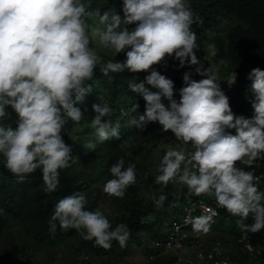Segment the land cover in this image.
Segmentation results:
<instances>
[{"label":"clouds","instance_id":"1","mask_svg":"<svg viewBox=\"0 0 264 264\" xmlns=\"http://www.w3.org/2000/svg\"><path fill=\"white\" fill-rule=\"evenodd\" d=\"M91 4L92 0H0V156L4 167L19 181L39 169L44 190L54 192L60 170L69 168L77 158L61 133L69 119L82 121L80 105L92 93L89 81L97 65L110 81L114 77L109 73L127 71L134 74L129 89L145 101L143 114L138 118L131 115L130 123L143 131L147 123L158 122L183 145L165 150L155 168L154 182L163 187L182 184L188 195L214 198L217 208L224 209L222 213L226 210L237 218L242 231L264 229V191L258 183L264 177V69L253 67L246 76L252 114H237L220 86L219 69L205 68L194 51L200 45L192 29L194 13L189 0H121L119 12H101ZM92 17H98L103 28L93 27ZM98 48L114 50L116 55L123 52L125 59L101 62ZM168 58L178 60L180 67L195 66L183 73L179 89L154 67ZM193 71L201 79H193ZM140 72L147 75L137 82ZM236 77L232 72L228 85ZM137 107L133 106L132 113ZM92 110L95 115L90 123L99 140H119L120 124L102 120L111 116L108 104L93 103ZM13 113L15 126L7 122ZM121 114L128 115L123 109ZM109 173L103 191L123 199L137 182L136 165H125L120 157ZM166 199L164 193L152 196L156 208ZM87 203L82 191L59 199L48 220L49 233L54 235L58 227L74 229L105 250L114 241L126 247L128 225L113 226L102 211L90 210ZM173 209L170 220L160 225V234L152 239L153 251L148 255L157 254L154 241L175 218L179 209ZM193 211L189 210L184 223L197 235L208 234L216 209L204 207L198 216ZM250 215L252 222L245 223ZM159 256H170L166 258L174 264L171 255Z\"/></svg>","mask_w":264,"mask_h":264},{"label":"trees","instance_id":"2","mask_svg":"<svg viewBox=\"0 0 264 264\" xmlns=\"http://www.w3.org/2000/svg\"><path fill=\"white\" fill-rule=\"evenodd\" d=\"M120 3L119 0H92L91 8H99L101 12L104 10L119 12ZM189 6L194 13L192 29L197 35V43L200 45V49L203 50L199 53V61L205 68L210 67V65L218 68L217 75L220 78L229 76V79L232 72L237 73L236 82L233 85L220 83V86L229 97L233 111L237 114L250 116L252 114L248 100V98L251 99V92L248 91L250 81L246 79V76L253 67L264 69V0H189ZM90 23L94 27L103 26L99 24L98 17L90 18ZM209 43L213 46L212 54L204 52ZM109 59H117L122 62L125 55L123 52L113 56L108 54L101 62ZM221 60L228 63L226 65L221 64ZM172 65H176L177 68L172 69ZM154 67L161 74L171 78L176 89L182 86L183 73L195 68V66L188 65L180 67L179 61L171 58H168L166 63ZM94 71V78L89 81L92 93H89L85 97L84 103L80 105L83 111L82 121L75 123L69 119L65 132L61 133L66 144L70 142L79 146L84 139L89 143L82 149L85 150L83 157L85 160H81L82 166H85L84 169L76 173L71 172L72 167L60 170L57 189L54 192H46L42 173L39 169L27 176L24 181H19L4 167L3 157L0 156V238L10 225H15L20 219H26L27 223L30 219L31 223L32 218H38L44 223L50 208L55 206L54 201L58 196L62 197L61 191L66 192L67 195L75 191H84L86 192L85 195L99 191V196H101L104 193L105 182L111 178L109 168L120 157L124 158L125 165L134 163L137 169V182L127 189L122 199V202L132 210L133 220L128 224L130 234L134 233L133 228L137 222L150 215L157 216L159 225L164 224L167 214L168 216L171 215L170 212L173 209L171 206L175 203L173 210L176 211V208L185 202L188 195L186 186L169 183L167 187H163L154 182L155 168L162 152L165 151L161 150V154H157L155 149L164 141L165 133L168 131H164L158 122L147 123L143 131L130 123L131 115L138 118L140 113L144 112L145 104L143 98L128 87V83L133 79L134 74L127 71L109 73V76L114 77L110 81L100 71L99 65ZM145 75H147L146 72L138 73L137 82L143 80ZM192 78L201 79L194 71ZM175 96L179 99L178 93H175ZM99 102L107 103L112 109L111 116L105 117L103 120L111 119L113 124H120L121 136L119 140L113 138L101 142L94 134L91 123H85L87 121L84 117L88 113L84 111L85 106L90 105L92 107L93 103ZM135 104L138 107L132 113ZM122 109L128 115H122ZM14 118L15 114L13 113L7 122L9 123ZM78 131L81 134H75ZM261 170L264 171V162H262ZM258 183L260 190L264 191V177ZM150 184L153 188V194L157 197L160 193L166 194L167 199L162 207H168L163 210L164 212L160 211L162 207H155L152 198L145 201L143 195L138 193L143 187L147 188ZM115 199L121 200L114 197L113 201ZM236 219L225 210L220 216L218 224L214 225L206 236V241L213 244L218 239L221 240L226 253L233 258L238 257L244 263L250 259V256L243 252L242 244L238 240L242 235H246L255 245L263 248L262 255L252 258L254 264H261L264 261V229L256 233L242 231L236 225ZM231 220H233V227H229ZM251 222L252 217L250 215L245 223L250 224ZM158 234H160V229L154 227L147 235L150 244H153L152 239ZM70 236L76 238L81 235L74 229L65 231L58 227L56 233L50 239L46 237L45 240L58 246L66 243ZM89 243L98 253L109 255V258L95 261L94 264H126L121 253L115 254L117 249L114 246L105 250L101 247H94L95 244L92 240H89ZM114 243L118 242L114 241ZM166 257L170 256L160 258V264H173V261Z\"/></svg>","mask_w":264,"mask_h":264},{"label":"rangeland","instance_id":"3","mask_svg":"<svg viewBox=\"0 0 264 264\" xmlns=\"http://www.w3.org/2000/svg\"><path fill=\"white\" fill-rule=\"evenodd\" d=\"M92 26L94 27V25ZM99 27L103 28V26ZM97 51L102 60H104L105 56L108 54L109 56H113L115 54L114 50L106 51L102 48H98ZM195 51L197 57H199V53L203 50L199 49ZM204 52L212 54V44L209 43L204 49ZM228 77L225 76V78H220L218 76V79L221 80L220 83H225V85H228ZM85 108L88 112L84 117L85 121H87L85 123H90L95 113L90 105H86ZM9 111L11 112V109H9ZM103 118L105 117H102V120ZM14 122L15 118L9 121V123L13 124V126ZM77 133L81 134L79 133V131L75 134ZM165 134L166 137L164 141L157 146V148L155 149V153L161 154V150H166L168 147H183L180 142L176 141V138L171 130H168V132H166ZM85 143L89 145V143L85 139L80 143L79 146L73 145V143L70 142L67 143L72 146V153L77 157L75 159V162H73L70 166L72 167V173H76L85 168V166H82L83 162H81V160H85L83 158L85 155V150H82L83 147H86ZM188 150L190 151V148ZM164 152H162V155L164 154ZM145 182L147 181L145 180ZM138 193L143 195L145 201H149L152 198L153 194L152 185L150 184V186H148L147 188L143 187L142 190H140ZM65 195H67L66 192L61 191V196L63 197ZM99 195V191H94L93 193L86 195L88 201L86 205L87 208H89L90 210L99 209L100 211H102L109 218L113 226L118 223H124L128 225L130 221L133 220L132 210L129 206L122 202V199H115V201H113L114 197H110L105 192L102 193L101 196ZM58 197L54 201V205L59 199L62 198L60 196ZM174 205L175 203L172 206ZM167 207H162L160 211H163ZM53 211L54 207L50 208L49 214L46 216L44 223L43 221H39L38 218H32L31 223L30 219H28L29 223H27L26 219H20L15 223V225H10L0 238V264H94L95 261H102L106 258H109L108 254L104 255L102 253H98L95 248L91 247L89 240H84L82 236H78L80 237L79 239L78 237H73L75 235L70 236L67 239L66 243L60 244L58 246H55L48 240H45L46 237H49L50 239L53 236V234L49 233L48 231V220L50 219ZM156 217L157 216L155 215H150L149 217H144L140 222H137L136 226L133 228L134 233L130 234L126 247L121 248L118 243L113 244V246L117 249L115 254L121 253L123 258L125 259L124 263L160 264V258H162L161 256L158 255L157 258L150 259L148 255L149 252L153 251V246L152 244H150L147 235L152 231L154 227L160 229L158 218ZM166 217L167 218L165 221H168L170 220L171 215L168 216L167 214ZM229 225V227H233V220H231ZM207 235L208 234L197 235L193 232V236L200 241L197 245L198 248H201L203 246L204 241H206L205 238ZM206 245L212 247L214 244H209L208 242H206ZM94 247H96V245H94Z\"/></svg>","mask_w":264,"mask_h":264},{"label":"built area","instance_id":"4","mask_svg":"<svg viewBox=\"0 0 264 264\" xmlns=\"http://www.w3.org/2000/svg\"><path fill=\"white\" fill-rule=\"evenodd\" d=\"M256 176L260 178L262 173ZM204 207L216 209L217 214L212 224L214 226L224 209L217 208L214 198L188 195L183 205L178 207L179 210L174 215L175 218L168 223L165 231L154 241L157 254L171 255L174 264H254L252 258L262 255L263 248L255 245L245 235L239 239V242L242 244L243 252L248 254L250 259L244 263L225 254L220 240L215 241L212 247L207 246L206 241H204L203 246L198 248L197 245L200 241L191 237L193 230L190 224L184 223V218L189 215V210L193 208L195 209L191 213L193 216L201 215ZM157 254H149V257L153 259ZM261 264H264V261Z\"/></svg>","mask_w":264,"mask_h":264}]
</instances>
